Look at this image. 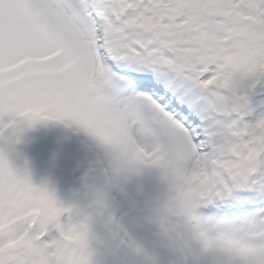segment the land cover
<instances>
[{"label": "snow or ice", "instance_id": "1", "mask_svg": "<svg viewBox=\"0 0 264 264\" xmlns=\"http://www.w3.org/2000/svg\"><path fill=\"white\" fill-rule=\"evenodd\" d=\"M44 120L83 202L10 160ZM0 264H264V0H0Z\"/></svg>", "mask_w": 264, "mask_h": 264}, {"label": "rangeland", "instance_id": "2", "mask_svg": "<svg viewBox=\"0 0 264 264\" xmlns=\"http://www.w3.org/2000/svg\"><path fill=\"white\" fill-rule=\"evenodd\" d=\"M17 136L10 160L17 167L27 168L34 184L46 182L64 203L85 200V185L97 179L89 172L90 164L97 159V149L85 132L62 121L44 120L23 125ZM158 177V169L145 167L132 178L131 185L158 193L161 189ZM69 198L71 202L66 200ZM50 213L54 214V209Z\"/></svg>", "mask_w": 264, "mask_h": 264}]
</instances>
